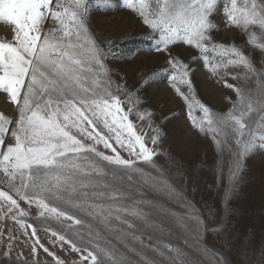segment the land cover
Here are the masks:
<instances>
[{
	"label": "snow or ice",
	"instance_id": "snow-or-ice-1",
	"mask_svg": "<svg viewBox=\"0 0 264 264\" xmlns=\"http://www.w3.org/2000/svg\"><path fill=\"white\" fill-rule=\"evenodd\" d=\"M91 3L0 0V21L14 26L12 40H0V92L18 114L13 119L0 112V174L11 191L35 203L41 218L61 226L64 234L52 235L61 246L66 243L80 253L82 264H131L110 245L101 246V230L144 245L140 228L157 226L150 224L151 206L143 199L142 188L178 199L182 213L170 214L175 227L191 236L212 264H230L220 249L208 244L209 237L224 240L229 223L211 208L201 211L166 178L168 161L178 176L186 175L170 154L165 164L158 160L163 155L159 146L166 139L164 126L173 116L158 115L141 93L167 72L169 87L184 101L191 125L211 133L215 147L235 157L231 172L235 179L241 159L264 148V92L257 95L229 83L227 77L240 79L229 68L242 67L245 79H264V65L257 67L251 53L245 52L256 49L264 57V0H123V7L151 30L155 47L149 51L163 52L168 66L139 73L131 85L106 63L119 49L113 48L112 38L97 39L91 31ZM95 3L102 11L114 8L113 0ZM221 25L242 34L245 47L217 41ZM179 44L193 50L188 62L173 55L172 48ZM197 63L235 92V101L226 97L231 105L227 111L217 112L197 97L192 67ZM6 138L14 143L6 144ZM229 196L226 192L225 199ZM0 198L19 209L8 191L0 190ZM26 215L20 210L22 224ZM25 227H31L35 236L34 227ZM73 232L79 247L69 238ZM147 239L159 259L141 256L144 264H195L179 246ZM32 251L35 254L36 247ZM260 259L264 262V252ZM56 264L65 262L56 258Z\"/></svg>",
	"mask_w": 264,
	"mask_h": 264
},
{
	"label": "rangeland",
	"instance_id": "rangeland-1",
	"mask_svg": "<svg viewBox=\"0 0 264 264\" xmlns=\"http://www.w3.org/2000/svg\"><path fill=\"white\" fill-rule=\"evenodd\" d=\"M113 3L114 8L110 11L99 10L95 0H92L90 5L91 31L97 39L112 38L113 48L119 49L116 58H111L106 63L115 72L125 75L130 85L136 82L139 73L159 72L167 68L166 56L163 52L149 51L155 47V40L152 38L149 27L130 10L123 7V0H113ZM13 27L0 21V40H12ZM257 34L259 35V32ZM216 39L225 43L235 41L241 47H245L244 36L223 25L216 33ZM192 52L191 48L183 44L172 48L173 55H178L185 62L189 61ZM245 52L251 53L254 61H257V67L264 65V57L259 50L245 48ZM192 67L197 97L217 112L227 111L231 105L226 97L235 101L237 98L235 92L213 79L200 63L193 64ZM229 71L240 76V79L236 80H233L231 76L227 77L229 83L246 87L257 95L264 92V79L251 76L245 79V70L242 67H230ZM167 76L168 73L164 72L158 82L152 83L145 92L141 93L147 105L158 115L173 116L164 126L166 139L159 146L163 155L159 156L158 160L163 165L170 154L182 166L186 175L183 178L178 176L175 168L172 167V162L168 161L170 177L166 178L170 182L174 181L179 186L177 190L182 189L186 197L194 201L201 211L206 212L211 208L214 212L222 214L229 223L226 238L221 240L209 237L208 244L220 249L230 264H264L260 259L261 253L264 252V148L258 147L251 154L243 157L240 171L233 179L231 172L235 157L227 151L221 153L215 147L211 133H201L191 125L186 114V105L169 87ZM0 112L13 119L18 115L16 106L10 103L6 94L2 92H0ZM195 115L199 116L200 113L196 112ZM9 143L14 141L6 138V144ZM98 150L104 151L105 154H112L110 150L102 146H98ZM121 155L128 158L123 151ZM0 190L8 191L19 204V209H16L10 202L0 198V264H22V262L24 264H34V262L35 264H56V258L63 260L65 264H82L80 253L72 251L70 245L66 243L61 246L58 238L52 235L53 231L64 234L61 226L53 220L41 218L40 209L35 203L29 204L11 191L2 174H0ZM141 191H143V199L151 206L149 208L152 216L150 224L154 223L157 226L156 228L150 226L140 228L144 245L141 246L136 241L117 233L101 230L104 237L101 246L110 245L131 264H144L141 256L159 259L148 248L147 237L151 236L154 242L163 239L164 242L179 246L188 259L195 264H212V258L200 254L194 239L191 236L186 237L175 227L170 214L182 213L180 201L153 188H148L146 191L142 188ZM226 192L230 193L228 199H225ZM9 208H12L11 212ZM20 210L27 213L23 216V224L20 222ZM68 223L70 222L65 221V224ZM26 225L35 228V236L32 235V228H26ZM77 231L83 230L77 228ZM69 238L73 239L78 247L81 246L75 232ZM185 239L187 243L183 242ZM94 244L95 240L93 247ZM33 247L37 249L35 254L32 251ZM44 248H47L48 252H45ZM89 250L93 249L89 248ZM50 253H54L55 256Z\"/></svg>",
	"mask_w": 264,
	"mask_h": 264
}]
</instances>
